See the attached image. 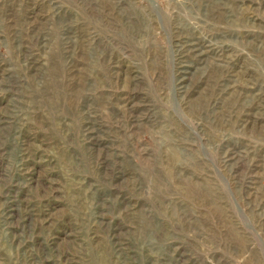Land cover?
<instances>
[{
	"label": "rangeland",
	"instance_id": "374dc122",
	"mask_svg": "<svg viewBox=\"0 0 264 264\" xmlns=\"http://www.w3.org/2000/svg\"><path fill=\"white\" fill-rule=\"evenodd\" d=\"M0 264H264V0H0Z\"/></svg>",
	"mask_w": 264,
	"mask_h": 264
}]
</instances>
